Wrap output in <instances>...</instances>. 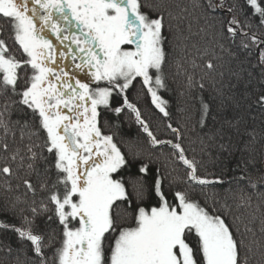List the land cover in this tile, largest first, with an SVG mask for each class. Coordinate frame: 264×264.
Here are the masks:
<instances>
[{"label":"snow or ice","instance_id":"snow-or-ice-1","mask_svg":"<svg viewBox=\"0 0 264 264\" xmlns=\"http://www.w3.org/2000/svg\"><path fill=\"white\" fill-rule=\"evenodd\" d=\"M169 7L156 0H0V181L20 193L0 202V213L15 221H0V230L16 239L0 241V264H251L255 252L228 223L227 203L225 211L219 201L208 206L207 190L222 186L223 174H201L202 160L194 148L189 155L162 93L172 90L170 75L182 78L180 94L199 100L201 129L217 119L203 97L209 81L220 110L242 109L243 83L247 110L264 111V0H195L200 31L211 40L194 51L185 44L175 73L166 29L190 13L173 15ZM224 54L239 65L229 69L235 83L225 82ZM144 97L172 138L152 130ZM125 123L137 126L147 149L124 140ZM242 125V115L224 117L209 140L242 152L230 183L244 185L239 199L249 203L246 189H264V162L256 169L255 158L243 155L254 130L245 127L243 150L233 144ZM259 252L264 258V243Z\"/></svg>","mask_w":264,"mask_h":264},{"label":"trees","instance_id":"trees-1","mask_svg":"<svg viewBox=\"0 0 264 264\" xmlns=\"http://www.w3.org/2000/svg\"><path fill=\"white\" fill-rule=\"evenodd\" d=\"M157 3H161L167 6H170L168 10L172 11L173 15H176L180 12L181 8H187L190 15L181 13L184 17L180 20H173L172 23V32L168 33L166 29V34L168 35L169 43L166 45L169 52V64L170 72L175 73V61L180 59L183 53L181 49L187 44L189 50H192V45L204 46L210 42L211 36L206 35L204 32H201L200 29L204 27V22L197 19V13L192 9V4L195 0H156ZM176 5H179L180 8H177ZM167 22V20H166ZM179 29V31H177ZM183 37H188L185 41ZM179 41V47H177V42ZM224 67L223 71L225 73V82L231 80L235 83V78L229 75V69L232 71H239V65L235 61H230V58L227 54H224ZM244 79L247 80V74H242ZM257 79L253 80V86L258 87V78L259 72L255 73ZM183 80L178 78L175 81L172 76L169 77V84L171 86L170 92H163L162 95L165 99L169 101V110L171 113V120L175 127H179L181 132L185 136L184 145L189 150V155L191 156L192 149L196 150V158L202 160L203 166L200 171L201 174H204L205 171L208 173H215L217 176L223 174L224 184L217 185L214 188L208 189V196L211 199L208 200V206L211 208L213 200L219 201L216 204V207L220 211H225L220 208V205L227 203L229 206L230 212H225L227 221L232 225L233 231L237 233L238 239H243L245 246L251 247L255 256L251 257V264H262V258L259 252V245L264 243V200L261 199L260 193L264 192V189H260V192H257L255 189L248 188L246 189V194L250 195L251 201L249 203H243L240 201V189L244 187L243 184L238 185L235 182H231L233 176H239V172H233V169L236 167L237 161L241 158V151H232L231 153L226 151H221L218 147V138L217 142L209 140V136L212 135L216 128L221 126V121L224 117L232 118L234 115H242L244 117V125H242L241 132L242 136L233 135L232 142L233 144L238 145L239 149H244L245 144L248 141L249 137L245 133V127L247 131L254 130L256 133L255 142L249 147L247 151L243 152L245 158L251 154L257 161L256 169L261 168V162H264V111L259 108H253L251 111L247 110V104L241 99V94L243 92V83L237 89V99L240 100V103L243 105L242 109L234 110V105H229L225 110L219 109V98L215 100L213 97L216 95L212 90L208 82V87L203 93V97L206 102H209L212 105V115L217 117L214 121L211 117L208 120V127L201 129L197 123L199 119L197 109L199 107V100L195 98L196 94L194 93L192 97H189L187 94L181 95L180 93L184 91L182 87ZM219 85H217L218 87ZM226 94L227 89L225 90ZM141 110L144 113L145 119L149 121L152 126V130L156 132L162 139L172 138L170 135H166L165 125L166 121L162 114L152 108L151 104L148 102V99L145 98L142 103H140ZM18 116H13V119H17ZM124 140H138L142 147L145 149L148 148L146 144V138L142 133H139L137 126L135 124L125 123L122 129ZM0 135H3V132L0 131ZM19 135V133H17ZM201 139L204 140V143L208 145L204 152H201L200 149ZM255 149L253 151L252 149ZM163 164V160L161 161ZM256 169L253 171L256 174ZM169 172H172L173 176L178 174L177 171H172L171 168L168 169ZM20 193H9L5 191L2 181H0V202L6 197L14 198L15 195ZM198 196L201 200V203H204V196L199 193ZM213 194H215L213 196ZM239 218V219H234ZM0 221L5 222H15L13 217L9 214L0 213ZM251 229V231H248ZM240 234H243L242 236ZM0 241L6 243H12L15 245L16 239L15 236L10 232H4L0 230ZM0 258H4V254L0 253Z\"/></svg>","mask_w":264,"mask_h":264},{"label":"flooded vegetation","instance_id":"flooded-vegetation-1","mask_svg":"<svg viewBox=\"0 0 264 264\" xmlns=\"http://www.w3.org/2000/svg\"><path fill=\"white\" fill-rule=\"evenodd\" d=\"M137 92H138V88H134V89L130 90L129 96L133 99H136L137 98ZM145 98H147V97L140 99V103H142ZM147 99H148V102L151 104L150 99L149 98H147Z\"/></svg>","mask_w":264,"mask_h":264}]
</instances>
